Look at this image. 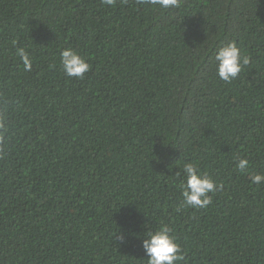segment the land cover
Listing matches in <instances>:
<instances>
[{"label":"trees","instance_id":"trees-1","mask_svg":"<svg viewBox=\"0 0 264 264\" xmlns=\"http://www.w3.org/2000/svg\"><path fill=\"white\" fill-rule=\"evenodd\" d=\"M229 42L249 63L225 83L215 55ZM69 47L92 66L83 80L62 70ZM186 163L222 185L206 208L177 210ZM252 172L264 0H0V264H147L161 225L179 264H264Z\"/></svg>","mask_w":264,"mask_h":264},{"label":"clouds","instance_id":"clouds-1","mask_svg":"<svg viewBox=\"0 0 264 264\" xmlns=\"http://www.w3.org/2000/svg\"><path fill=\"white\" fill-rule=\"evenodd\" d=\"M140 3L150 2L160 8L179 7V0H138ZM108 6H115L116 0H104ZM17 55L21 58L25 71H31L32 59L24 48L17 49ZM62 70L68 78L83 80L91 71L88 63L74 49L67 48L60 53ZM217 76L225 83H231L237 79L243 68L248 65L249 59L243 55L235 42H229L220 47L215 55ZM236 168L244 172L248 170L249 161L245 158H237ZM184 181H182L183 202L177 209L182 208H206L212 203L209 193H215L222 185H217L215 180L206 174H202L198 167L192 163H186L183 167ZM179 174V172L177 173ZM249 179L253 184L264 183V175L249 173ZM173 230L167 225H161L156 230H148L143 239V249L148 257L147 264H179L183 260V249L172 234Z\"/></svg>","mask_w":264,"mask_h":264}]
</instances>
